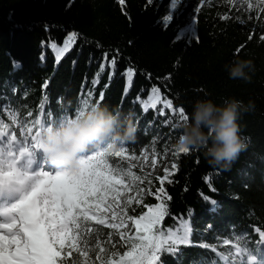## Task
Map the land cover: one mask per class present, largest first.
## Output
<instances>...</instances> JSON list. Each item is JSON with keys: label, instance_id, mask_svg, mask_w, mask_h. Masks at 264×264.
<instances>
[{"label": "trees", "instance_id": "obj_1", "mask_svg": "<svg viewBox=\"0 0 264 264\" xmlns=\"http://www.w3.org/2000/svg\"><path fill=\"white\" fill-rule=\"evenodd\" d=\"M170 4L171 0L151 4L148 0L124 4L119 0H0V127L7 126L3 132L9 142L15 132L17 141L27 144L42 125L72 118L81 100L96 103L104 92L100 103L123 113L131 111L138 127L134 141L106 152L110 167L123 171L127 164L122 156L139 157L150 148L161 153L170 150L167 166L178 164V171L169 176L172 183L164 184L171 197L163 199L167 215L153 232L165 237L187 232L190 243L198 246L163 254V264H211L213 260L223 264L218 252L227 256L229 248L245 246V235L253 242L258 239L253 228L264 229V42L259 39L264 32V5L244 9L231 0H179L173 9ZM169 14L172 19L165 24L163 18ZM70 32L76 33L71 40ZM66 42L68 50L62 53ZM105 53L109 60L117 58L115 75L110 80L112 69L106 68L93 85ZM237 58L253 60L256 71L250 83L229 78L224 66ZM129 66L138 72L125 93L127 78L121 72ZM154 85L160 93L150 99ZM89 90L95 95L89 97ZM137 96L140 102H135ZM157 96L160 104L151 108ZM233 97L254 101L255 110L241 115L247 146L230 167L210 165L197 148L177 154L183 120L170 109L160 115L157 109L162 102L170 99L188 115L197 99L222 104ZM122 148L120 157L111 155ZM156 178L149 189L153 192L160 186ZM139 201L142 204L136 202L129 216L146 211L144 204L161 202L149 191ZM113 231L94 221L82 225L87 243L80 247L89 252L87 264L109 245ZM247 247L255 251L254 243ZM257 254L264 256V252ZM69 259L84 264L85 258L73 251L71 258L64 257V264Z\"/></svg>", "mask_w": 264, "mask_h": 264}, {"label": "snow or ice", "instance_id": "obj_2", "mask_svg": "<svg viewBox=\"0 0 264 264\" xmlns=\"http://www.w3.org/2000/svg\"><path fill=\"white\" fill-rule=\"evenodd\" d=\"M152 2L153 0H148L149 4ZM119 3L124 4L125 0H119ZM178 3L179 0H171L170 7L174 9ZM259 3L264 5V0H259ZM248 7H253L251 0H248ZM261 13L264 15V9ZM163 19L167 24L172 16L169 14ZM220 19L226 20L228 17L221 16ZM68 36L71 40L76 33L70 32ZM251 38L250 36L249 39ZM259 39L264 42V32ZM67 50L66 42L61 52ZM59 59L58 56L57 62ZM104 60L105 63L100 64L97 78L92 81L93 85L99 83V76L106 68L112 69L109 74L110 80L115 75L117 58L114 56L109 60L108 53H105ZM137 72L138 69L132 66L121 72L122 78H127L125 93L130 90L132 78ZM47 83L45 81V88ZM154 93H160V88L155 85L149 94L150 99ZM87 95L94 96V90H89ZM104 97L105 93L100 92L96 103L102 102ZM88 102L89 100H81L80 104ZM135 102H140L139 96ZM159 104L160 99L157 96L150 107L156 109ZM163 105L157 109L160 115H164L165 110L170 109L182 120L186 118L185 109L182 106L174 107L172 100L165 99ZM78 108H75V114ZM148 110V107H144L145 112ZM28 115L32 116L33 113ZM35 123L40 125L41 121L37 119ZM168 123L166 117L165 124ZM5 127L7 126L0 127V264H64V257L71 258L73 251L84 257V264H87L89 252L81 251L80 247L81 244L87 243L83 240L81 227L88 221H94L97 225L107 224L110 228H117L123 224V221L121 225L109 223L104 214L113 209V204L107 203L109 196L111 195L112 201L117 200L120 195L118 189L123 185L124 177L131 173H124L110 167L104 159L108 154L95 147L82 154L74 167L52 171L38 170L47 168L49 163L45 157L41 159L38 156L39 142L35 137H29L30 148L27 144L17 141L15 132L11 134L9 142L7 135L3 132ZM36 135H39V131ZM9 143L11 145L19 143L20 146L5 149L4 145ZM124 151L122 148L111 155L118 158ZM189 151V148H179L177 154L189 153ZM152 163L156 164L155 158ZM174 171H178L177 163L166 167L164 175L156 178L160 186L154 192L149 190V194L157 201H161L160 203L144 204L143 207L147 210L142 214L127 216V220L133 221L138 230L139 242L132 237H126L123 232L119 233L117 239L131 241L129 250L121 255L119 264H163V254L175 255L179 247L198 246L190 243L187 232L166 237L153 232L154 227L160 224L167 215L168 210L163 199L171 200V197L167 194L164 184L166 181L169 184L172 183L169 176L174 174ZM132 178L138 179L135 176ZM203 198L216 204L215 200H210L207 196ZM132 203L130 197L128 204ZM137 203L142 204V201L138 200ZM111 215L112 220L117 219L115 210H112ZM253 234L258 239L253 242L249 236L245 235V246L242 248L237 246L236 259L232 260L229 257L231 264H245V261L247 264H264V260L257 254L264 252V229L255 227ZM249 243L255 244V251L249 250L247 247ZM203 247L208 248L207 245ZM241 257L244 259L241 260ZM95 259L101 261V264H116L115 261H104L99 255ZM69 264H72L71 259H69ZM201 264H207V262L201 261ZM211 264H217V261L213 260Z\"/></svg>", "mask_w": 264, "mask_h": 264}, {"label": "clouds", "instance_id": "obj_3", "mask_svg": "<svg viewBox=\"0 0 264 264\" xmlns=\"http://www.w3.org/2000/svg\"><path fill=\"white\" fill-rule=\"evenodd\" d=\"M224 68L230 79L246 83L252 81L256 71L250 58H237ZM254 110L252 100L245 103L233 97L217 104L211 98L197 99L180 125L177 146L201 149L210 165L228 168L247 146L241 135V115ZM137 131L131 111L123 113L89 101L81 103L72 118L42 125L38 142L49 163L57 168H70L90 148L104 152L118 150L123 143L134 141Z\"/></svg>", "mask_w": 264, "mask_h": 264}, {"label": "rangeland", "instance_id": "obj_4", "mask_svg": "<svg viewBox=\"0 0 264 264\" xmlns=\"http://www.w3.org/2000/svg\"><path fill=\"white\" fill-rule=\"evenodd\" d=\"M231 1L239 8L249 9L248 0ZM251 3L254 5L255 3H259V0H251ZM162 106H164L163 102ZM31 137H35V139H37L38 136L34 134ZM27 144L31 146L29 138ZM4 147L5 149H7L8 147L13 146L9 143L5 144ZM170 156V150L165 151V153H161L155 148H150L144 151L143 154L139 157H121L122 161L127 164L126 169L122 172L131 173V175H126L124 177V183L118 189L120 195L117 200L112 201L110 195L107 203L113 204L112 210H115L117 213V219L114 220L117 225H121V221H123V224L117 228H114L109 245L103 248L102 251L98 254L104 261H115L116 264H119V260L123 252L129 250V245L131 241L117 239L120 232H123L126 237H132L133 239H136L137 242H139V240L137 239L138 230L135 228V224L133 221L127 220V216H129L130 209L136 204V202L141 197L148 196V191L154 178L164 175V169L168 167L167 163L170 160ZM153 158H155L156 164L152 163ZM38 170L52 171L53 169L45 168ZM133 176L138 177V179L134 180L132 178ZM130 197L133 201L132 204H128V199ZM112 210L105 212L104 215L112 219ZM222 253L223 252H218V256H221L225 263L231 264V260H228V258L231 257L232 260L236 259V246H233L228 249L227 257L224 256ZM241 260H243L242 257ZM88 264H101V261L95 259L94 261H91ZM245 264H247L246 261Z\"/></svg>", "mask_w": 264, "mask_h": 264}, {"label": "bare ground", "instance_id": "obj_5", "mask_svg": "<svg viewBox=\"0 0 264 264\" xmlns=\"http://www.w3.org/2000/svg\"><path fill=\"white\" fill-rule=\"evenodd\" d=\"M39 156H40L39 158H41V159L44 158L43 153L41 152V150L39 151ZM48 167H49V169H53V170L55 169V168H54L55 166H53V165H50V166H48Z\"/></svg>", "mask_w": 264, "mask_h": 264}]
</instances>
